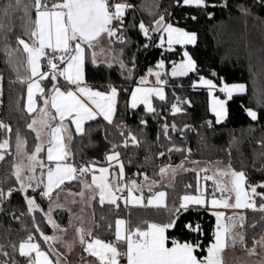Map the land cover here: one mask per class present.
I'll return each mask as SVG.
<instances>
[{
	"label": "trees",
	"instance_id": "1",
	"mask_svg": "<svg viewBox=\"0 0 264 264\" xmlns=\"http://www.w3.org/2000/svg\"><path fill=\"white\" fill-rule=\"evenodd\" d=\"M119 1L132 5L124 19L125 42L114 40L117 55L109 62H93L92 48H88L86 56L88 83L100 90L108 91L109 85L117 89L116 113L112 123L97 117L87 122L83 134H75L68 139L66 150L70 155L67 161L76 165L79 159L89 158L104 163L109 153L119 151L126 161L129 175L138 171L140 176L156 181L160 179V169L165 165H176L185 160L202 164L219 162L231 165L237 172H244L247 187L257 186V192H264V188L258 187L264 184V4L260 0H207V7L197 8L183 5L182 0ZM8 3L9 0H0V10ZM22 9L23 3L20 10L13 9L7 19L0 11V20L13 29L8 33L10 46H15V37L23 33L26 18ZM30 15L35 18L34 9ZM161 16L174 25L195 32L197 42L188 46L177 45L169 50L161 47L157 40L147 39L139 30V23L145 22L152 27ZM184 49L189 50L195 59V70L187 75L168 77L165 99L154 96L153 112L147 111L143 104L132 108L129 98L134 84L150 69L156 70L161 60L169 70L184 57ZM7 60L0 45V122L11 129L0 128V143L6 139L9 141L5 159L0 161V190L5 193L0 198V245H3L0 264H27L13 245L18 249L22 240L36 234L38 242L48 248L43 236L50 235L54 228L47 220L49 198L42 195L43 186L20 191L13 175L17 135L27 140V150L32 153L39 139L36 132L28 128L34 114L25 108L26 65L20 67L18 79L17 72ZM44 65L47 66L46 61ZM203 75L219 85L223 82H243L247 86L246 93L235 94L228 99V114L220 123L216 122V115L210 108L209 91L194 86V82ZM42 82L44 94L54 86L68 87L61 77L52 80L49 76ZM180 101L183 106H179ZM174 104L181 111L174 113ZM246 109L256 111L257 120L253 121ZM130 134L136 137V142L129 138ZM198 171L189 168L179 172L174 183L165 186L169 208L175 207L174 203L184 195L198 194ZM200 175L202 177L204 173ZM200 183L203 186L204 181ZM79 184L80 180L75 179L63 185L75 189ZM8 186L13 187L11 195L6 192ZM212 189V181H206L207 196ZM27 195L36 197L38 208L33 211H29ZM254 199L257 208L264 204L259 197ZM117 203L120 205L118 209L114 205L106 203L101 206L98 200L93 201V237L89 238L114 242L115 221L119 217L131 220L133 227L141 221L165 223L168 220L164 209L127 207L122 199ZM19 215L22 221L17 220ZM243 215L245 243L238 245L252 247L256 239L264 234V212L249 209ZM55 216L59 223L68 225L70 215L66 209H56ZM7 220L13 221L12 227L7 226ZM108 224H112V228H108ZM187 224L198 225L201 231L190 232L185 227ZM215 225L213 211L190 205L187 211L181 210L175 227L169 229L167 235L180 242H199L206 249L214 241ZM205 254L204 251L197 252L198 256Z\"/></svg>",
	"mask_w": 264,
	"mask_h": 264
},
{
	"label": "snow or ice",
	"instance_id": "2",
	"mask_svg": "<svg viewBox=\"0 0 264 264\" xmlns=\"http://www.w3.org/2000/svg\"><path fill=\"white\" fill-rule=\"evenodd\" d=\"M179 2V0H178ZM264 4V0H260ZM23 3V12L25 22L23 26L22 36L15 37V46H10L8 33L12 32L11 25H5L3 20H0V45L2 50L8 57L7 63L13 66V70L17 72L18 79L21 66H25L27 94H28V111L35 112L34 89L36 92L43 94L44 89L40 87L39 81L48 79L52 80L57 77H63L68 85H74L75 90L66 89L61 91L59 87L54 86V94L50 99L44 100L45 107L39 109L41 119L32 120L28 124V128L36 132V138L40 139V131L36 125L41 124L42 127L48 128V148L46 153L47 161L50 165L47 169L46 190L42 192L44 197L51 196L54 188H60L65 181L77 179V176L84 175L90 171H96L93 167L83 166L75 167L67 163V157L70 153L63 145L64 137L62 132L67 131L64 126L66 119L75 125L77 134H83V124L86 121L96 119L98 115L112 123V114L115 110L116 98L118 95L117 89L109 85L107 92L94 91L87 86H81L84 83V64L86 58V49H95L100 44L102 36L109 38L114 37L119 43H124L125 38L119 33L122 32L125 19V11L131 8V4L127 3H110V0H9L7 6L2 10L3 17L7 19L13 9L20 10ZM185 6H194L197 8L207 7V0H182ZM34 9L35 18L33 19L30 13ZM195 17H193L194 19ZM156 27H146L143 22L139 23V30L145 37L151 39L150 31L160 32L161 30L167 33L165 41L164 36L160 37V46L165 43L169 46L173 44H194L196 35L189 33L180 28L173 27L172 24H165L164 17L161 16L155 21ZM27 37V39L23 38ZM113 41H109L111 43ZM147 46V45H146ZM104 51V49H101ZM187 58L180 64H174L171 75H187L188 72L195 70V63L185 52ZM42 60L46 61L48 72H42ZM93 62H95V52L93 53ZM60 65H64L63 68ZM161 61L157 68H163ZM121 67L123 64L121 63ZM149 74H153L149 70ZM154 75L157 78V83H163L160 80V73ZM38 77V79H34ZM141 83H147L146 78H141ZM200 83L207 85L209 89H215L216 85L210 80L201 78ZM219 91L224 92L231 98L233 92L245 91L244 85L224 84ZM155 94L161 100L165 99L163 90L160 88H136L131 94V107L136 108L138 104H144L147 111L153 112L151 106V96ZM55 109V114L48 111V106ZM264 106V100H262ZM212 112L216 115V122L220 123L227 115L225 110V101L214 99L212 103ZM181 109L177 105H173V112H179ZM247 115L253 120H257V112L252 109H246ZM59 119L58 124H52V121ZM143 123V121H142ZM167 126H165L166 128ZM175 127V126H173ZM0 128L7 129V125L0 122ZM123 135V133H121ZM129 138L136 142V137L130 134ZM70 140L71 137L69 136ZM25 141L19 135L16 137V152L19 156L23 150ZM9 141L6 139L0 143V161L5 159L4 153L7 151ZM127 146V140L125 141ZM43 150L42 145H37L34 153L27 156L30 162L27 170L34 172L35 165H39L42 169L44 164L37 159L38 154ZM179 150V149H177ZM163 155V154H161ZM119 153H114L106 157L108 161L118 162ZM13 175L20 184V191H26L32 187L31 181L36 179L34 176L23 175L25 168L22 164H16ZM100 175L92 176L91 183H85L86 189H92L95 199V191L99 190V204L104 206L106 203L114 205L117 209L120 205L117 203L121 197L116 193L122 192L123 188L119 185L110 182L107 168L98 169ZM208 168H201L197 172V195H184L180 198L179 207L169 208L166 203V193L156 192L144 202L143 195L137 197L133 195L134 191H142L136 185L135 181L128 187V195L125 199V205L128 204L140 207H153L156 209H164L168 213V220L165 223H149L141 221L135 227L132 226V221L117 219L115 221V240L114 242H105L98 237H94L91 241L87 237H93V233L89 230L86 234L83 229H77L80 233L81 244H86L85 251L90 255L97 257L99 264H121V258L126 259L127 264H222L221 253L229 242L235 246L237 242L244 245V233L235 231L237 227L242 228L244 225V215L225 216L224 212L215 211L213 215L216 217V229L213 233L214 242L210 243L206 249L199 243L180 242L175 239H170L167 231L175 227L176 218L181 210L187 211L190 205L211 207L213 209H253L254 211L264 212V204L259 208L255 203V197L264 200V192H257V186H249L250 192L246 190V176L244 172H237L228 165L227 168L221 169L217 167L211 176L206 173ZM168 172L167 168H161L160 174L163 176ZM201 173H205L201 177ZM43 176V174H42ZM120 176H123V165H120ZM25 180L28 183H25ZM201 180L212 181L213 189L211 198L208 199L205 195L206 188L201 185ZM40 183H44L41 177ZM95 186V188H93ZM186 187H192L187 185ZM264 188V184L258 185ZM12 190H9L8 195H11ZM220 196L217 198L216 193ZM234 202H230L233 200ZM5 193L0 190V198ZM84 197L85 193H79ZM29 211L38 208L36 202L32 198H28ZM103 219V217H102ZM49 223L55 222L49 216ZM97 227H100L97 225ZM112 228V224L107 225ZM185 227L190 232H199L201 229L198 225L187 224ZM37 231H40L37 228ZM43 236V233H41ZM34 237L29 235L27 239L17 246L13 245L14 250H18L19 255L27 258V264H54L53 260L44 251L38 243H34ZM45 242L55 239V237L43 236ZM170 245V246H169ZM3 245H0V249ZM123 249V250H121ZM198 251L206 252L205 255L198 256ZM33 253L35 255L33 256ZM7 255V253H3ZM249 254H255V248L249 250ZM15 264V262H13ZM55 264H60L59 260Z\"/></svg>",
	"mask_w": 264,
	"mask_h": 264
},
{
	"label": "crops",
	"instance_id": "3",
	"mask_svg": "<svg viewBox=\"0 0 264 264\" xmlns=\"http://www.w3.org/2000/svg\"><path fill=\"white\" fill-rule=\"evenodd\" d=\"M117 3H121V2L120 1H117ZM122 3L129 4L128 2H125V1H122ZM126 12H127V9H126ZM143 23L145 24L146 27H150L145 22H143ZM164 23L165 24H172L165 17H164ZM172 25H173V27L180 28V29H182L184 31H187L189 33H194L196 35V42H197V34L195 32L188 31L185 28L180 27V26H177V25H174V24H172ZM155 27H156V24L154 22L153 26L150 27V29L151 28H155ZM150 36H151V38L157 40V43L159 45H160V37L161 36H164L165 41L167 39V33L163 32L162 30L160 32H152V31H150ZM147 39H149V38L147 37ZM177 45H180V44H173L171 46V49H173ZM188 45H192V44H185L183 46H188ZM163 47L169 49V46L167 45V43H165ZM87 51H88V48L86 49V56H87ZM95 51H97V50L95 49ZM185 52H187L188 53V56L191 57V59L194 61L195 68H196V61L193 58L192 54L187 49H184L183 53H185ZM112 55H113L112 57L114 59L115 55L113 54V52H112ZM92 58H93V54H92ZM186 59L187 58L184 56L180 61L176 62L175 64H180V63L184 62ZM106 61L109 62L111 60L108 59ZM161 61H163V65H164L163 68H157L156 70H152V73L153 74H151V75L149 74V71L147 73H145L142 76V78H146L147 79V83L142 84L141 83V79H140L138 82H136L134 84V86L132 88V91H131V94L138 87H140V88H160V89L163 90V93H164V96H165V94H166V90H165L166 79L168 77L172 76L171 73H172V70H173V66L169 70H166L164 60H161ZM161 61H159L158 64ZM99 62H101V61H99V58L95 55V63H99ZM41 63H42L41 71L42 72H48L49 69H48L47 66L44 65V60H42ZM63 67H64V65H62L61 68H63ZM156 72H159L160 73V80L163 81V83H157V78L154 75V73H156ZM190 72H188V73H190ZM177 76H182V75H177ZM172 77H175V76H172ZM61 78L65 82L64 78L63 77H61ZM34 79H38V77H36ZM210 81H213L212 82L213 84L215 82L212 78H211ZM39 83H40V87L43 88L44 89V92H45V87H44L43 82L42 81H39ZM84 84H86V85H84ZM215 85H216V88L213 89V90L216 91V95L222 94L221 91H219L220 88H218L221 85H219L217 83ZM81 86H87V87L91 88L94 91L107 92L105 90H100V89L93 88L88 83V81L86 79V58H85V64H84V83ZM194 86H196L198 88H206L209 91L210 108H212V103H211V101H212V95H211V92H210L211 89H209L207 85H204V84H202L200 82H196V83L194 82ZM244 86H245V91H243V92H235L233 95L246 93L247 92V86H246V84ZM56 87H59L61 91H65L66 89L75 90V86L74 85H68L67 88H64L61 85H58ZM0 89H1V87H0ZM33 91H34V97L33 98H34V101H35V107L37 108V111L31 112V114H34L33 115V119H36L37 121H39L41 119V116H40V113H39V109L45 107V105H44L43 102H44L45 99H50L51 98V96L54 94V89H52L51 91H49L47 94H44V92H43V94H40V93L36 92L35 89ZM131 94H130V98H129L130 105H131ZM40 95H41V100H40ZM154 96H156V95L153 94L151 96V98H150L151 99V106H152V108H153V99H154ZM28 104H29V101H28L27 84H26L25 108H26L27 111H28ZM48 111L51 114H55V109H52L50 105L48 106ZM115 113H116V103H115V110H114V112L112 114V120L114 119ZM226 113L228 114V107H227ZM97 117H103V116L102 115H98ZM224 119H222V120H224ZM87 122L88 121H86L83 124L84 131H85V127H86ZM58 123H59V119L58 118H57V120L52 121V124H54V125L55 124H58ZM63 123H64V126L67 128V131L61 133V135L64 137V139H63V145H64V147L66 149V144H67V141H68V137L69 136L72 137L73 135H75L77 133L75 131V125L71 124L70 123V120L66 119ZM36 128L44 136L43 139L45 140V147H44V151L42 152L41 156H42L43 161L45 163L46 169H48V166L50 165V162L47 161L46 153H47V148H48V142H47L48 141V138H49L48 137V133H49L50 130L48 128L42 127L40 123H38L36 125ZM114 153H119L118 162L117 161H108V160H106V162H104V163H97L96 162L92 166H89V167H93L96 171H90V172H88V173H86V174H84L82 176L78 175L77 176V179L80 180L79 186L77 188H75V189L69 188V189H67V190L64 191V192H66V194L61 195L60 201H61L62 204L65 203L64 204L65 207H61V208L66 209L69 212V215H70L68 224L73 220L71 218V215L72 214L75 217H79L80 215L85 214L86 218L84 220H82V221H81V219L77 220V218H75L74 220L77 221V222H80L81 224H83L86 227V230L87 231H89V230L92 231L93 230L94 221H93V214H92V204H93V201L94 200H99V195H98L99 190L96 189V191H95V199H92L91 197L94 195V193H93L92 189H86L85 188V183L90 184L91 183V180H92V176L94 174L96 176H99L100 173H99L98 169H100L102 167L108 169V173L106 175L108 176L109 181L110 182H113V183H115V184H117V185H119L120 187L123 188V191L116 193V195L119 196V197H121V199L124 202H125V199L124 198H126L127 195H128V192H127L128 187H131V183L133 181H135L136 185L139 186L142 189V191H134L133 192V195L134 196L139 197V196L143 195L144 202L146 203L147 202V199L150 196H152L156 192H161L162 191V192H165L166 193V203H167V190H166V187L165 186H168V185L174 183V181L176 179V176L179 173V172L177 173L176 168H174L175 166H177V164L176 165H165L163 167V168H167L168 169V172L165 175H163V176L160 174V179L158 181H164V182H162L161 185H157L156 182H154L155 180H153V179H150V178H147V179L145 178L144 179V176L136 177V176H133V175L132 176L129 175L128 174V170H127L126 161H125V159L123 158L122 154L119 151H113V152L109 153L108 156L109 155H112ZM66 162L67 163H70V164H72V165H74L76 167V165L74 163L69 162L67 160H66ZM192 163H194V162H192ZM196 163H197L196 165L195 164L192 165L191 163H187V166H188V168H193V169H196V170H199L201 168H208L209 171L206 174L209 175V176H211L213 174V171H215V169L217 167H219L221 169H225V168L228 167L227 165H223V164H221L219 162H215V163H211V164H202V163L200 164V162H196ZM121 164L123 165V176L122 177L120 176V165ZM46 174H47V171H46L45 176H44V178H46V180H47V177H46L47 175ZM204 175H205V173H204ZM65 182H67V181H65ZM160 186H163V187H160ZM203 186L206 188V182L205 181H204ZM63 187H64V185H61L60 188H57L56 189V191L58 189H66V188H63ZM245 187H246V190H248L250 192V188L247 187L246 183H245ZM93 188H95V186H93ZM69 191H72V194ZM82 191L85 193L84 197H81L79 195V193L82 192ZM216 195H217V198H219L220 193L217 192ZM206 197L208 199H210L211 198V195L210 196H207L206 195ZM230 202H234V194H233V200L230 201ZM133 206H136V205H132V204H128L127 205V207H133ZM206 208L209 209V210H211V211H213V212H215V211L224 212L226 217L227 216H233V215H237V216L238 215H243V213L245 211L249 210V209H223V208L213 209L211 207H206ZM84 210H86V213H84ZM118 219H124L125 221H127V219L124 218V217H119ZM215 229H216V225H215ZM235 231L243 232V227L242 228L237 227L235 229ZM91 239L92 238H89L87 240L91 241ZM85 247H86V244H84V246H83V249L84 250H85ZM121 250H123V249H121ZM84 252H87V251H84ZM244 252L245 251H244L243 248L236 247V244H235V246H232L231 243L229 242L228 246H226L224 248V250L222 251V253H221L222 264H238L241 261V258L245 255ZM262 253H264V252H261V254L259 253L260 255L258 253H256V255H250L249 254V251H248L247 252V254H248L247 256H248L249 259H246V260L249 263H252L253 262L251 260V259H253L252 257H256L259 260H261L262 257L264 256V255H262ZM85 258L86 259H92V260L98 259L97 257H94V256L90 255L89 252H88V255L86 254V257ZM245 258H247V257H245ZM259 260L255 264H258ZM92 263L93 264H96L97 262L93 261ZM97 264H99V260H98V263ZM121 264H127L126 259L121 258Z\"/></svg>",
	"mask_w": 264,
	"mask_h": 264
},
{
	"label": "rangeland",
	"instance_id": "4",
	"mask_svg": "<svg viewBox=\"0 0 264 264\" xmlns=\"http://www.w3.org/2000/svg\"><path fill=\"white\" fill-rule=\"evenodd\" d=\"M117 1H119V0H117ZM117 1L116 2L115 1H111L110 3L115 4V3H117ZM120 2L122 3V1H120ZM125 14H126V11H125ZM114 40H115L114 37L109 38L106 35L102 36L101 39H100L99 46L97 48H95L97 51H95V49H92L93 53L95 52V55L99 58V61L104 62V61H106L108 59L112 60L113 59L112 52H113V54L115 56L117 55L116 54L117 52H115L116 50L114 48L115 47ZM109 41H113V42L109 43ZM101 49H104V51H101ZM201 78H204L205 80H211L210 77H208L206 75H203L202 77L197 79L195 81V83L196 82H200L199 80ZM214 84H216V82H214ZM224 84H227L229 86L241 85V84L245 85V83H243V82H232V83L223 82L221 84V86H219L218 88L223 87ZM210 92H211V95H212L211 103H213L214 99H220L222 101H225V110L227 111V100L229 99L228 95L226 93H224V92H221L222 94L216 95V91L213 90V89H211ZM234 93L235 92H233L232 95ZM40 134H41L40 135V139H39L37 145H42L43 150L38 154L37 159L39 161H42L43 164L45 165V163L43 161V158L41 156L42 152L44 151L45 140L43 139V137H44L43 134L42 133H40ZM21 139L23 141H25V144H24L23 150H22V152H21V154L19 156L17 155V152H16V158H15V161H14V166L16 164H22L24 166V168H25V171L23 173V175L25 177H27V176L36 177V179L31 181V184H32L31 188H38L40 186H43V191H45L46 190L45 185L47 183L46 178H44L45 173L47 171L46 166H44V168L42 169L39 165H35V171L34 172H31V171L27 170V166L30 163L28 161V159H27V156L31 155L32 152H29L27 150V140L25 138H21ZM192 162H194V163H192ZM196 162H198V161L185 160V161L177 164V166H175L174 168H176L177 173L178 172H182V171H184L186 169H189L188 166H187V163H191L192 165L193 164L196 165L197 164ZM42 174H43V176H42ZM41 177L43 178L44 183H40L39 182ZM145 178L147 179L148 177L144 176V179ZM154 182H156L157 185H161V183L164 182V181H156L155 180ZM25 183H28V181L25 180ZM63 188H66V189H58L56 191L57 188H54L53 191L51 192L50 198L48 197L49 198V205H48V209H47V212H46L47 220L49 221V216H50L51 220L55 222V225L59 226V227H54L53 224L50 223L53 226L54 230H53V232L50 235H48V237H55V239L47 241L48 248L43 247L41 245V243H39V242H34V243H38L40 245L41 251H44L46 254H48L49 258L53 260L54 264H55V261H57V260H59L60 264H93L92 263L93 261L98 263V259H94V260L86 259L85 257H86V254L88 255V252H84L85 251L84 249L82 251V248H83L84 244H81V242H80V233H78L77 229H83L85 234L88 231L86 230V227L83 224H81L80 222L75 221L74 219L77 218V220L81 219V221H82V220H84L86 218L85 214L80 215L79 217H75L72 214L71 218L73 220L68 225H62L61 223H59L58 219L55 216V210L56 209H59L61 207H65L64 206L65 203L64 204L61 203L60 197H61V195L66 194V192H64V191L69 189V188L68 187H63ZM69 192L72 194V191H69ZM28 198L34 199L35 202H36V205L38 206V203H37L35 195H27V200H28ZM84 213H86V210H84ZM243 230H244V226H243ZM86 239H89V237L86 236ZM25 240L26 239L22 240L21 242H23ZM238 244H240V243L239 242L236 243V247L243 248L244 251H245L244 252L245 255L241 258V261L238 264H255L259 259L256 258V257H252L253 259H251V260L253 262L249 263L246 260V259H249L248 256H247L248 255L247 252L250 249H252L253 247L255 248V254H253V255H256V253H258V254L260 253L261 254V252H264V234H262L261 236H259L256 239V244L254 246H252V247L239 246ZM34 255H35V253H33V256ZM262 255H264V253H262ZM245 257H247V258H245ZM258 264H264V256L262 257L261 260H259Z\"/></svg>",
	"mask_w": 264,
	"mask_h": 264
},
{
	"label": "built area",
	"instance_id": "5",
	"mask_svg": "<svg viewBox=\"0 0 264 264\" xmlns=\"http://www.w3.org/2000/svg\"><path fill=\"white\" fill-rule=\"evenodd\" d=\"M112 1H115L116 2L117 0H112ZM119 34L120 35H123L124 38H126V32H125V29L124 28H123L122 32L119 33ZM152 40L154 41L155 39L152 38ZM84 85H86V84H84ZM183 105H184V103L182 101H180L179 102V106H183ZM95 163L96 162L93 159H89V158L79 159L77 161V163H76V167L79 168V167H83V166H92ZM133 176L139 177L140 176V173L138 171H136V172L133 173ZM10 189L13 190V187L12 186H8L6 188V192L8 193ZM179 204H180V200L177 201V202H175L174 203V206L175 207H179ZM1 210H2V206L0 205V211ZM17 220L18 221H22V216H20V215L17 216ZM6 224H7V226L12 227L13 221L12 220H7ZM193 225L195 226V224H193ZM32 236L35 238L33 242H38L39 241V239H38V237H37L36 234H32ZM23 258H24L25 261H27V258L26 257H23Z\"/></svg>",
	"mask_w": 264,
	"mask_h": 264
}]
</instances>
